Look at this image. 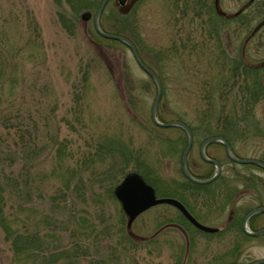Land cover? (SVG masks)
<instances>
[{"label": "rangeland", "instance_id": "rangeland-1", "mask_svg": "<svg viewBox=\"0 0 264 264\" xmlns=\"http://www.w3.org/2000/svg\"><path fill=\"white\" fill-rule=\"evenodd\" d=\"M95 1L74 11L68 0H0V264H11L14 256L3 221L45 204L48 213L55 212V232L66 243L77 240L78 255L87 245L90 255L79 257V264H229L233 257L223 254L240 241L235 234L257 233L247 221L248 232L237 222L226 225L221 209L237 197L240 218L264 203V168L231 160L223 144L213 141L204 154L219 164V173L200 186L184 185L180 158L187 134L153 122L156 83L123 42L95 30L92 16L101 0ZM247 2L218 0L220 14L214 0H135L126 12L108 0L98 24L103 32L129 39L157 76L159 121L178 120L198 130L203 123L228 126L234 134L223 138L230 152L264 163V100L248 110L247 122L234 117L249 104L243 64L264 65V25L255 29L260 22L254 18L264 12V0H255L249 12L251 33L245 31L248 17L241 23L227 16ZM84 11L91 12L86 21L80 18ZM228 58L239 68L219 84L214 67L224 66L215 63ZM261 76L264 84V72ZM206 109L212 110L208 119L202 116ZM198 130L186 169L205 179L215 167L200 156V143L213 136ZM139 171L154 182L159 197L179 200L201 224L220 228L218 234L209 236L169 204L148 207L126 228L113 190L127 173ZM255 222L260 226L261 220ZM79 223L88 227V238L76 227L77 236L70 238ZM243 242L238 264L264 259L263 242Z\"/></svg>", "mask_w": 264, "mask_h": 264}, {"label": "trees", "instance_id": "trees-1", "mask_svg": "<svg viewBox=\"0 0 264 264\" xmlns=\"http://www.w3.org/2000/svg\"><path fill=\"white\" fill-rule=\"evenodd\" d=\"M68 2L69 4L74 6V11L81 10L82 8L88 7L87 0H68ZM95 2H98V0H96ZM254 2L255 0H253L252 4H250L245 11H243L242 13L230 19L231 21L235 20V21H240L242 23L243 22L242 17L244 16L248 17V19L246 18V20L244 21V25H247L246 26L247 29L245 31L249 30L250 28L249 23L252 19V15L250 17L249 12L252 11L253 13V7H254L253 3ZM254 18H258L259 22H261L264 19V12H260ZM262 25H264V23H262ZM250 31L252 32V29L249 30V32ZM231 58L225 59L221 61L222 63H219V64L214 62L217 66L220 64L224 66L222 67L221 70L220 68H217L216 66L214 67L215 68L214 76L219 77L218 79H216L217 83L223 80L225 75L230 74V72L232 71L233 73H235L234 71L239 68L238 66L239 64L237 62L233 63ZM263 67L264 65L255 67V66L248 65L247 63H244L241 68V71H243V74H244V78L246 80L250 78V83L246 84V88L249 90L248 97L245 99V102L248 101L247 103H249L248 105H246V107L248 106L245 109L246 113H243L242 115L240 114L238 116L237 115L234 116V117H238L239 119H241V121L245 120L247 122V120L250 118L249 115H251L252 117V113H248V110L250 109L253 110V107L258 102H260L261 100H264V84L262 82L263 77L261 76L264 72ZM252 74L254 75V77ZM209 102L210 101H208V103ZM211 111L212 110H207V109L204 110L202 112V116L205 119L206 118L208 119L211 116V113H212ZM218 119H222L221 115L218 117ZM216 123H218V120L216 121ZM194 127H189L192 135H195V130H198V129H195ZM159 128H162V127L159 126ZM174 128L179 129L176 126ZM162 129H169V128H162ZM247 130L248 128L245 127V129L241 130V132L245 134ZM180 132L182 133V130H180ZM198 132L202 133L205 137L222 136L226 140H228V138L234 134L232 129L228 126L221 125V128L219 127L210 128L206 126V124L204 123L199 125ZM5 151H9V148L7 147ZM136 173L140 174L143 177V179L154 188L155 193L157 195L158 189L157 187H155L156 185L154 184V182L148 179V177L141 171L136 172ZM183 184L186 185L187 187L188 186H195V187L200 186V185H197L189 181L186 178H184ZM2 189H3L2 182L0 180V204H2V198L4 195L2 192ZM164 194L168 195L167 193H164ZM1 210L2 209L0 208V211ZM26 210H27L26 212L27 214H24L25 217L23 216V218L16 217V218H12L11 220L5 219L3 221V227L5 226L4 228H6V230L9 231L8 234H10L11 247H12V251L14 252V256L12 258L11 264H79V261H80L79 257L90 255L86 248L87 245L83 244L85 248V249L83 248L84 252L82 249L80 252V255H78L77 251L79 249V246L76 242L77 240H73V241L69 240L66 243L65 239L63 238V233L55 232L54 227H56L55 226L56 221H54V218H53L54 216L53 213L55 212L51 210L52 214L48 213V205L46 206L45 204L44 206L32 207L30 209L27 207L25 211ZM30 215L35 217V219H32ZM0 216H1V213H0ZM84 222L87 223V220H85ZM19 225L22 226L21 227L22 230H19ZM75 227L81 231L82 235H84L85 233L86 238L89 237V235L87 234L88 227L86 229L85 226L80 223L79 225L74 224V228ZM74 228L70 230V234H69L70 238L71 236H75V235L77 236V230L76 228L75 229ZM62 240L65 242V245L62 244ZM95 241L96 240H94V242ZM94 245L96 247V250H98V246L96 245V242L94 243ZM22 255H25L27 258L26 259L22 258ZM102 259L104 260V258Z\"/></svg>", "mask_w": 264, "mask_h": 264}, {"label": "water", "instance_id": "water-1", "mask_svg": "<svg viewBox=\"0 0 264 264\" xmlns=\"http://www.w3.org/2000/svg\"><path fill=\"white\" fill-rule=\"evenodd\" d=\"M252 0H248L247 3H245L243 6H241V8H239L234 14L232 15H227V16H234L237 15L246 5H248ZM108 2V0H101L98 8L96 9V11L94 12L93 16H92V23L93 26L95 28V30L103 35L104 37L107 38H112V39H116L119 40L121 42H123L131 51L133 58L135 59L136 63L140 66V68L142 70H144L156 83L157 86V91H156V96L152 102V105L150 107V117L153 120V122H155L156 125L160 126V127H170V126H177L182 128L186 134H187V143L185 148L183 149L182 153H181V158H180V162H181V172L183 173V175L190 180L193 183L196 184H205L208 183L210 181H212L217 174L219 173L220 170V166L219 164L213 160L208 158L205 154H204V147L213 141H218L221 142L224 146V150L226 155L228 156V158H230L233 161H236L238 163H251V164H256L259 165L261 167L264 168V163L254 160V159H239L236 158L229 149L228 143L226 142V140L223 137H209L207 139H205L201 145H200V156L205 160L208 161L210 163H212L215 167V172L213 173L212 176L205 178V179H197L195 177H193L186 169V154L187 151L189 149V146L191 144L192 141V134L189 130V128L181 121L178 120H172L169 122H161L157 119L156 117V105L157 102L160 98L161 95V85L160 82L157 78V76L155 75V73L148 67L146 66L141 59L138 56L137 50L134 47V45L132 44V42L127 39L124 36H120V35H116V34H110V33H106L103 32L98 24V18L102 12V10L104 9V6L106 5V3ZM117 2L121 5H123V7L121 8L122 12H126L131 3H128L127 5H125V0H117ZM214 7L215 10L222 14V12L220 11L219 7H218V0H214ZM91 17V12L89 11H84L80 14V18L84 21L88 20ZM262 23H264V20L261 21L260 23L257 24V26L255 27V29H257ZM113 194L115 195L116 199L120 202L121 204V208L122 211L124 212V214L126 215V228L129 229L132 221L134 220V218L140 214L142 211H144L145 209H147L150 206H154L157 204H169L171 206H174L175 208H177L183 215L184 217L190 222L192 223L194 226H196L197 228H199L200 230L206 231V232H212L215 231V229L213 227H209L206 225H203L201 223H199L190 213L189 211L185 208V206L177 199L172 198V197H159L156 196L154 188L147 183L140 174L136 173V172H130L127 173L122 179L121 181L114 187L113 190ZM259 211H264V207H260L257 209H253L251 210L243 219V223L242 226L244 228L245 231H247L245 229V225H246V221L247 219L254 213L259 212ZM248 232V231H247ZM260 232H264V228L258 230L256 233H260ZM255 264H264V259L260 260L258 262H256Z\"/></svg>", "mask_w": 264, "mask_h": 264}, {"label": "flooded vegetation", "instance_id": "flooded-vegetation-1", "mask_svg": "<svg viewBox=\"0 0 264 264\" xmlns=\"http://www.w3.org/2000/svg\"><path fill=\"white\" fill-rule=\"evenodd\" d=\"M116 1V4H118V6H119V9L121 10V8L123 7V5H121V4H119L118 2H117V0H115ZM130 2H132L131 3V5H130V7H129V9L132 7V5L134 4V2H135V0H125V5H127L128 3H130ZM128 9V10H129ZM127 10V11H128ZM214 142H216V141H214ZM202 143V142H201ZM200 143V144H201ZM224 147V146H223ZM264 171V170H263ZM237 197H235V199H236ZM235 199L233 200V201H231V205L229 206H226L224 209H221V211H223L224 212V210H226V217H225V224L226 225H229V224H236V222H237V225L239 224V227L240 228H242V223H243V219H244V217L251 211V210H253V208L252 209H250V210H248V211H246V213L245 214H243L240 218L239 217H237L236 216V214L238 213V211L235 209L236 208V204H235ZM186 207V206H185ZM259 207H264V203H262V204H259L258 206H257V208H259ZM257 208H255V209H257ZM187 209V208H186ZM180 212V211H179ZM240 212V211H239ZM189 213L199 222V223H202V222H200L190 211H189ZM181 214V213H180ZM259 220H261V222H258V225H260V226H258V227H254L253 226V222H255V221H259ZM247 223H249L248 225H250V227L251 228H253L252 229V231H254V232H257L258 230H260V229H262V228H264V212L263 213H255V214H253V215H251L248 219H247ZM256 223V222H255ZM238 227V226H237ZM214 228V227H213ZM215 229V231H213V232H207V234L209 235V236H214V235H217L218 234V231H220V228H218V227H215L214 228ZM253 232V233H254ZM241 236V237H240ZM235 237H240V241L238 240V238H237V240L234 242V245H233V248H231V251L230 252H227V251H225L224 252V254L223 255H228L229 257H233V259L230 261V263L229 264H238L239 262V260L236 258L237 257V255H239V254H241L242 253V246L244 245V242L243 241H248L249 240V238H257V239H259V241H261V242H263L262 243V245H264V232H260V233H257V234H254V235H249V234H246L245 232H242L241 234H238L237 235V233L235 234ZM236 239V238H235ZM235 239H233V240H235ZM226 241H229V239L228 240H226ZM230 242V241H229ZM226 243H228V242H226ZM248 245V244H247ZM249 246H253V244H250L249 243ZM223 255H221V259L223 260V262L226 260V256L224 257ZM228 256H227V258H228ZM224 257V258H223ZM222 262V261H221ZM223 264V263H222Z\"/></svg>", "mask_w": 264, "mask_h": 264}]
</instances>
